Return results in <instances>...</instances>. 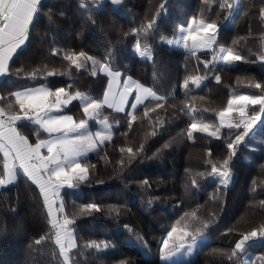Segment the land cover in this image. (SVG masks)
<instances>
[{"label":"trees","instance_id":"obj_1","mask_svg":"<svg viewBox=\"0 0 264 264\" xmlns=\"http://www.w3.org/2000/svg\"><path fill=\"white\" fill-rule=\"evenodd\" d=\"M229 2L234 4V0ZM82 3L86 7H81ZM222 3L223 0L41 2L28 40L14 56L10 72L0 86L3 97L43 85L53 91L64 87L72 94L79 91L102 100L108 79L101 73L93 77L91 62L80 70L71 66L63 59L67 51L84 52L97 61L108 62L114 70L165 98L145 101L149 108L163 104L148 118L144 117L145 105L138 107L131 129L125 113L101 109L100 118L107 117L112 125V140L106 141L98 153L83 158L90 166L89 180L61 191L66 213L74 219L70 227L77 248L70 253L72 264H164L160 260L163 241L173 227L183 228L186 224L187 230L195 233V242L203 237L208 241L199 246L192 259L181 264H244L249 253L251 260L264 256V239H256L246 245L243 253L228 259L243 234L264 225V113L260 106H248L249 114H259L260 119L236 145L227 187L219 183V177L199 174L211 171L207 161L219 163L226 158L227 144L235 140L237 133H243V127L221 128V139L199 132L193 133L194 140L187 137L193 117L219 127L216 113L227 106L233 95L264 94L251 86L256 82L264 85V62L258 59L264 55V22L259 16L264 0H240L230 27L225 22L232 9L222 8ZM201 16L219 26L216 47H231L245 57L244 61L226 67L213 62L212 50L192 56L161 44V36L171 38L180 26ZM153 17L156 25L147 38L153 59L142 60L133 51L137 38L131 30ZM140 39L143 41L144 37ZM53 49L58 50V55H52ZM204 62H209L207 69ZM33 71L37 72L36 79L27 75ZM48 71L57 74L47 76ZM216 75L220 76V83L216 82ZM193 76L206 78L200 88L189 80L186 90L184 82ZM193 107L197 111L189 116ZM61 113L71 115L76 122L87 119L79 100ZM158 118L163 123L157 122ZM27 124L24 128L33 133L36 126ZM153 131L155 135L151 134ZM122 147H131L135 156L122 154ZM209 151L211 157L207 155ZM89 203H95L101 211L80 214L79 209ZM192 212L197 213L198 219L185 216ZM202 222L208 226L203 227ZM196 228L201 231L196 233ZM48 233L47 213L36 186L20 177L0 190V264H62L59 249L51 239L34 243ZM91 241H103L109 246H101L100 250L86 248ZM187 243H192L191 237ZM255 264L260 261L255 260Z\"/></svg>","mask_w":264,"mask_h":264},{"label":"snow or ice","instance_id":"obj_2","mask_svg":"<svg viewBox=\"0 0 264 264\" xmlns=\"http://www.w3.org/2000/svg\"><path fill=\"white\" fill-rule=\"evenodd\" d=\"M96 2V0H93ZM208 2V0H205ZM113 4L121 3V0H112ZM81 7H86L85 3ZM161 9L164 5L162 4ZM221 7H227L231 10L234 5L229 0H223ZM41 10V0H0V77L6 76L10 72V62L17 54L25 42L28 40L29 27ZM159 11L157 12V16ZM259 16L264 22V7L260 9ZM156 25V17H153L142 24L139 28L132 29V35L136 37L135 52L142 58L152 60V51L148 43V37L153 33ZM219 26L210 22L204 17H193L187 22V26H180L178 34L174 39L167 40L169 45H175L183 48L192 56H196L199 50H212L213 62H222L226 67H231L238 61H244L245 57L231 47L217 46V37ZM144 40L141 41L140 37ZM165 41V37H160ZM191 42V43H190ZM235 43V41H234ZM52 55H58V50L53 49ZM63 59L68 61L71 66L77 70L85 68L87 62H91V75L95 77L98 73L108 77V87L103 93V100L93 99L91 96L79 91L75 94L70 93L64 87L54 91L47 86L26 88L23 91L11 93V98L7 100L6 106H0V154H2V171H0V187H6L14 184L18 179V174L22 173L36 188L43 199L44 208L47 213L49 224V233L34 241L39 245L45 239H51L59 249V255L62 258V264H72L70 253L77 248V242L70 227L74 219L69 218L66 213L65 205L61 197V189L76 188L79 184L89 180L90 166L84 162L85 157L91 152L98 153L99 149L105 144V141L112 140L111 124L107 117L100 119L101 109L110 108L115 112H125V105L129 104L128 97L135 91V102L130 104L131 111L125 112L128 119V127L132 128L133 121L137 119L136 110L138 106L145 105L147 100L163 101L165 98L158 95L153 89L129 79L122 80L121 73L114 70L110 63L100 62L84 52H64ZM264 62V55L258 57ZM98 65V67H97ZM204 67H209V62H204ZM22 71V70H18ZM55 71H48L47 76H53ZM63 74V73H60ZM29 78L36 79L37 72L33 71L27 74ZM206 77L193 76L185 80L183 87L187 90L189 80L199 88ZM215 80L220 83V76L216 75ZM122 83V87H121ZM251 86L261 90L264 93V85L259 82ZM0 97V100H4ZM203 99V97H201ZM73 100H79L87 119H82L78 123L69 115L60 114L62 107L68 106ZM249 105H259L260 112L264 113V94H239L233 95L227 101V106L216 113L219 120V127L213 124L197 121L194 117L187 128V137L194 140L193 133H204L209 137L221 139L220 129H239L243 127V133H237L234 141L227 144L228 154L219 163L207 161L211 165V171L200 173L216 178L219 177V183L227 187L230 180L229 164L236 155V145L244 140L252 129L253 124L260 119L259 114H249ZM236 106V107H234ZM163 107L162 103H157L155 108ZM155 108L144 107V117L148 118L149 113L155 111ZM196 108H190L188 115L192 116ZM208 111V109H204ZM237 113L240 119L237 121L233 113ZM57 113V114H53ZM89 120H95L101 124L102 130L95 133L90 132ZM27 121L36 126L33 134L36 137L35 143H31L29 137L23 135L19 130L18 124ZM151 123V121H149ZM159 123H163L158 118ZM41 133H46L47 138H42ZM155 135V131L151 133ZM126 135V134H125ZM142 145L139 150H142ZM46 150V154H44ZM138 150V151H139ZM120 152H127L130 156H135L131 147H122ZM209 157L212 153H207ZM123 161L121 160V164ZM91 167H95L92 165ZM144 181V184H147ZM196 186V181H192ZM255 190V189H254ZM59 204L57 206V202ZM264 205V201L261 202ZM101 209L95 203L79 209L80 214L99 212ZM186 217L195 220L198 219L197 213H185ZM182 220L184 217L181 218ZM180 221H177L179 224ZM203 227H207V222H202ZM188 225L183 228L173 227L168 233V239L163 241L160 249L161 260H168L180 249L185 247L187 238L191 237L192 244H189V250L195 244L196 235L190 232ZM196 228L195 232H200ZM264 239V225L253 229L236 241L232 249L229 260L237 257L245 251L246 245L253 240ZM101 246L107 248L109 245L105 242H88L86 248L101 249ZM260 264H264V256L256 257ZM255 260H248L245 264H255Z\"/></svg>","mask_w":264,"mask_h":264},{"label":"rangeland","instance_id":"obj_3","mask_svg":"<svg viewBox=\"0 0 264 264\" xmlns=\"http://www.w3.org/2000/svg\"><path fill=\"white\" fill-rule=\"evenodd\" d=\"M234 7L232 8V13H231V15H230V17L228 18V20L225 22V26H227V27H230V26H232V24H233V20H234V18H235V15H236V13H237V10H238V8H239V5H240V0H234ZM187 26V25H186ZM185 26V27H186ZM178 34V31H177V33L173 36V37H171V38H166L165 39V41H161V44H164V45H166V46H168V47H170V48H177V49H181V50H184L183 48H180V47H177V46H175L174 44L173 45H169L166 41L167 40H171V39H174L175 37H176V35ZM191 43V42H190ZM133 51L135 52V46L133 47ZM200 51H210L209 49H205V50H199V51H197V52H200ZM196 52V53H197ZM136 53V52H135ZM137 54V53H136ZM138 55V54H137ZM139 56V55H138ZM140 57V56H139ZM140 59H142L141 57H140ZM142 60H147V59H142ZM221 64H223L222 62H220ZM224 65V64H223ZM234 65H236V63L234 64ZM234 65H232V66H234ZM126 78L127 79H129V78H131L129 75H126ZM133 79V78H132ZM134 80V79H133ZM135 81V80H134ZM197 88V87H196ZM200 88V87H199ZM234 107H236V106H234ZM233 117H234V119H236L237 121L240 119V117H239V115L237 114V113H233ZM101 120H103L104 118H100ZM88 124H89V131L90 132H92V133H95L96 131H98V130H102V126H101V124H99V123H97L95 120H89L88 121ZM91 124H96V126L95 127H93V126H91ZM113 128H112V125H111V131H112V135H113V130H112ZM106 142V141H105ZM92 153H94V152H92ZM91 153V154H92ZM230 182H231V176H230V180H229V183L228 184H230ZM207 238H205V237H203V238H200V239H198L196 242H195V244L194 245H192V247H191V250H189V244H192V243H186L185 244V247L184 248H182V249H180V251L179 252H177V253H175L173 256H171L168 260H161V258H160V260H161V262L162 263H164V264H181V263H183V262H186V261H188V260H190V259H192L194 256H195V254L197 253V251L200 249V247H198L199 246V244H201V243H203V245L204 244H206L207 243ZM161 257V256H160ZM247 261V258L245 257L244 258V264H245V262Z\"/></svg>","mask_w":264,"mask_h":264},{"label":"crops","instance_id":"obj_4","mask_svg":"<svg viewBox=\"0 0 264 264\" xmlns=\"http://www.w3.org/2000/svg\"><path fill=\"white\" fill-rule=\"evenodd\" d=\"M43 0H41V2H42ZM90 1H93V0H90ZM99 1H112V0H99ZM31 26V25H30ZM30 28V27H29ZM25 44H26V42H25ZM25 44L20 48V49H18V51H20L24 46H25ZM17 51V52H18ZM14 58V57H13ZM11 63V62H10ZM102 75H104V74H102ZM107 79H108V77L106 76V75H104ZM6 76H3V77H0V86H2V83H3V81H4V78H5ZM121 79L122 80H125V79H127L126 78V75H122V73H121ZM131 80H133L132 78H131ZM134 81V80H133ZM40 86H43V85H38V86H34V87H40ZM123 85H122V83H121V87H122ZM108 87V82H107V85H106V88ZM29 88H33V87H29ZM105 88V89H106ZM24 89H26V88H24ZM24 89H19V90H16V91H23ZM15 91V92H16ZM0 97H3L2 96V92L0 91ZM5 99L4 100H0V106H6V103H7V100L8 99H10L11 97H4ZM128 99H129V104H127V105H125V112H127V111H131V107H130V104L132 103V102H135V91H133V93L128 97ZM102 100H103V98H102ZM74 101H76V100H73L72 102H74ZM71 102V103H72ZM141 106V105H140ZM140 106H138V107H140ZM65 107H62V111H63V109H64ZM125 112H119V113H125ZM53 114H57V113H53ZM60 114H64V115H69V114H66V113H60ZM69 116H71V115H69ZM72 117V116H71ZM73 118V117H72ZM73 120L75 121V119L73 118ZM29 123V122H27V121H22V122H20V124H18V127H19V130L21 131V133L23 134V135H25V136H27V137H29V140H30V142L31 143H35V141H32V138H34L35 137V135L32 133V132H30V130H28V129H26V128H24V123ZM78 123V122H77ZM21 124H23V125H21ZM21 125V126H20ZM27 126H33V125H31L30 123L29 124H27ZM41 137L42 138H47V134L46 133H44V134H41ZM36 140V139H35ZM92 153V152H91ZM91 153H89L88 154V156L89 155H91ZM95 153V152H94ZM44 154H46V150H44ZM93 154V153H92ZM2 159H3V157H2V154H0V171H2ZM20 177H24L23 176V174L22 173H19L18 174V178H20ZM24 178H26V177H24ZM18 180V179H17ZM11 185H13V184H11ZM11 185H8V186H6V187H0V190L1 189H5V188H7V187H9V186H11ZM35 186V185H34ZM64 188H67V186H65ZM64 188H62L61 189V191L64 189ZM58 204H59V201L57 202V206H58ZM202 246L203 245V243H201V244H199V246ZM198 246V247H199ZM200 246V247H201ZM246 258H247V261L248 260H251V258H252V255L249 253V254H247L246 255Z\"/></svg>","mask_w":264,"mask_h":264}]
</instances>
